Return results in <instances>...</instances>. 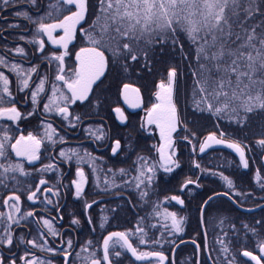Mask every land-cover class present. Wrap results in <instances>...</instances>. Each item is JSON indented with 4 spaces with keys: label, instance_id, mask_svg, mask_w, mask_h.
<instances>
[{
    "label": "snow or ice",
    "instance_id": "1",
    "mask_svg": "<svg viewBox=\"0 0 264 264\" xmlns=\"http://www.w3.org/2000/svg\"><path fill=\"white\" fill-rule=\"evenodd\" d=\"M257 189L264 0H0V264H264Z\"/></svg>",
    "mask_w": 264,
    "mask_h": 264
},
{
    "label": "flooded vegetation",
    "instance_id": "2",
    "mask_svg": "<svg viewBox=\"0 0 264 264\" xmlns=\"http://www.w3.org/2000/svg\"><path fill=\"white\" fill-rule=\"evenodd\" d=\"M147 143L151 144L152 141L151 140H147ZM71 146H73V147L77 146L76 143H75V140H73ZM85 146L88 147L90 150H93V149L96 148V145L91 144L90 142H85ZM96 154H99V153L97 152ZM210 157L211 156L207 157L206 159L202 160L201 162L207 164V163H209V161H211L210 166L215 168V166L217 165L216 161H214L213 159L211 160ZM219 164H223L225 166L224 160L219 161L218 165ZM197 175H199L198 172H197ZM201 181L207 187H213V188H217V190H223L222 183L216 177L201 176ZM196 191H201V190H196ZM256 191H255V193H256ZM97 199L100 200L101 197H97ZM257 199H259V198H257ZM71 201H72V197H70L69 200H68L69 210H72L71 209ZM260 202L264 203V201H260ZM219 203H221L222 206L225 207V208L229 207V205H228V203L226 201H221ZM252 206H254V205H252ZM100 207H104V204L101 203ZM246 207H248V206H246ZM96 211H99V209L97 208ZM257 212H258V209H257ZM66 221H67V217H66ZM118 223L120 224L121 227L124 226V222L123 221H120ZM189 232H190V229H189ZM191 235H195V234L192 233ZM189 238L190 237L188 235H185V237H184L185 240H188ZM190 252H191V246L190 245H189L188 248H184V246H181V248L177 250L176 259L178 260L179 264H183V262L186 261L189 258Z\"/></svg>",
    "mask_w": 264,
    "mask_h": 264
},
{
    "label": "trees",
    "instance_id": "3",
    "mask_svg": "<svg viewBox=\"0 0 264 264\" xmlns=\"http://www.w3.org/2000/svg\"><path fill=\"white\" fill-rule=\"evenodd\" d=\"M223 152H224V154H225V156L227 157L228 160H231V159L233 158V156H234V154L229 155L227 149H223ZM210 159H211V160L213 159L214 161H216V164H217V165H218V162H219V161L224 160V159H214L212 156L210 157ZM236 159L238 160V157H236ZM224 162H225V168H226L228 171H231L232 169H231V168H228V165H227V163H226L225 160H224ZM234 167H235V165H232V168H234ZM228 171H226L225 174H228ZM238 171H239L240 173H243V172H245L246 170H244V169H239ZM245 190H246V191H251L252 189L245 187ZM253 195H255L254 197H256V198H259L260 196H263L264 193L260 192L259 189H257L256 193L254 192ZM245 206H252V204H251V202L249 201Z\"/></svg>",
    "mask_w": 264,
    "mask_h": 264
}]
</instances>
